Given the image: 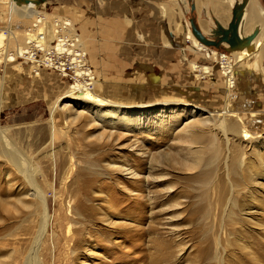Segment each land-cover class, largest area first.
Instances as JSON below:
<instances>
[{
  "label": "rangeland",
  "instance_id": "rangeland-1",
  "mask_svg": "<svg viewBox=\"0 0 264 264\" xmlns=\"http://www.w3.org/2000/svg\"><path fill=\"white\" fill-rule=\"evenodd\" d=\"M9 1L0 0L3 31L10 25ZM216 1L222 10H203L205 0H46L30 7L47 23L70 22L100 82L99 96L155 107L149 110L158 116L131 132L99 124L65 102L50 121L49 106L73 84L46 70L34 75L18 58L4 61L5 50L13 54L24 45L21 35L35 13L26 23L11 19L19 41L6 39L0 49V127L38 166L33 180L50 216L40 264H264V179L252 187L247 176L248 164L264 165V77L258 71L233 63L228 103L248 132L261 133L252 140L230 135L229 155L220 135L217 155L206 134L195 146L200 168L188 169L196 156L188 153L184 126L199 119L188 112L216 116L224 109L221 56L230 58L254 33L239 39L234 7L244 6L241 37L248 10L264 14V0H249V6ZM192 28L210 45L196 40ZM188 32L206 51L193 48ZM229 198L233 205L227 206ZM37 208L26 181L0 156V264H26Z\"/></svg>",
  "mask_w": 264,
  "mask_h": 264
},
{
  "label": "bare ground",
  "instance_id": "bare-ground-1",
  "mask_svg": "<svg viewBox=\"0 0 264 264\" xmlns=\"http://www.w3.org/2000/svg\"><path fill=\"white\" fill-rule=\"evenodd\" d=\"M45 1L46 0H10L9 1L8 4H9V13H10V22H9L10 25L8 28L5 29L7 34H5V31H3L4 29H0V49L2 47V42H4V40L6 39L9 42L17 41V40L19 41V37L17 35L18 33L14 28L15 22L11 20L12 18H16V19H19V21H21L22 23H26L32 20L30 29L35 27L36 33L42 36L41 40L39 39L38 36L37 38H35L34 36L35 40H38L39 43L48 44L52 40H58L59 42L57 44V48H61L65 42H68L71 46H73V51H72L73 53L78 52L80 50L84 51L82 42L80 41L79 36L76 34L73 35L74 31L73 29H71V24L68 20L59 18L57 20H53L47 23V19L45 15H43L42 13L40 14V12H35L33 9H30V7L36 9L38 7V4L43 5ZM242 1L243 0H241V2ZM243 2L244 3L246 2L249 6V0H245ZM16 6L19 9L15 8ZM243 7L244 6H241V5L234 7L237 10V12H239L238 13L239 17H238V22H237L238 23V26H237L238 27L237 28L238 37L239 35H241L239 28H240V24L242 21L241 18L243 14L241 11ZM254 10L256 9L250 8L247 14H249L250 12H252L251 15L256 13L257 14L256 17H259V18L261 17L264 20V14L262 12H258L257 10L256 11ZM31 13L33 14L35 13V15H32V17L33 16L34 17L31 20H29L31 17ZM247 19H248V15H247ZM253 26H256V29L254 33L252 32L253 34L250 37L244 39L245 41L243 45L239 46V49L241 50L232 51L233 57L230 56V58L226 56H221V58L225 60V62H223V64L225 65V68H223L224 70L223 73L226 76L224 77L225 79L223 78L224 79L223 80L224 90H222L224 91V98H225L224 99V109L221 111H218L216 116L210 115L211 114L210 111L207 112L205 110L203 111L200 110L201 114L196 113V111H193V109L190 112H188L189 116H191L192 118H195L197 115H199L198 116L199 119L195 118L197 119L196 121L187 123L184 126V133L187 132L190 134V135L189 134L186 135L188 137L187 138L188 153L190 154V157L191 155L196 156L195 158L193 157L194 161H192L193 160L192 159L191 160L192 162H190L188 165V169L191 171L198 170L201 166V163L203 162L202 157L200 156L201 153L200 151L198 152L197 150H195L196 148L195 146H196V143L199 142L198 140L203 141L205 139L206 134L209 140L208 145L215 149L217 147V155H219V146H218L219 145L218 144L219 135L220 137L223 138V143L225 145V153L231 154L230 149L228 147V143H229L228 138L230 135L238 136V137L244 136L245 139L252 140L254 139L255 135L260 134L262 131L261 129V130H255L256 132H253V133L248 132L246 129V125L243 123L244 121L242 122V116L236 110L230 109V106L228 103V98L235 87L233 85V67H234L233 63H235L234 65H236L238 63L237 61H239L240 66H242L244 69L245 68H247L248 70L252 69L258 72L261 71V66L259 65L260 62H258L257 58H264V24L261 23L259 19V21L256 22L255 25ZM46 28L49 31L46 32L45 31ZM28 31L25 34L21 35L23 39L25 40L24 45L23 44L22 46L21 44L18 45V47L15 49L13 54H8L6 50L4 51V53H2L4 54V61L6 60L8 62L14 63L18 56L22 55L23 53H28L30 51V46H31L30 43L32 40V36L29 35ZM65 38L67 39L65 40ZM188 39L192 41V44H193L192 46L194 49H196L197 51H206V49L203 47L204 45L202 46L201 44L197 43L193 39L190 32H188ZM70 42H73V43H70ZM211 54L213 57H216L214 53H211ZM76 60L77 59L74 58V62H76ZM251 60H253L252 63H251ZM191 68L192 69L194 68L193 64H191ZM202 70L207 71L208 69L204 68ZM32 72H33V68H32ZM84 72L85 71L83 70L77 71V77H79V81L82 80L81 77L84 76ZM35 74L36 73H34V75ZM95 77L96 76L94 74L93 80L90 79L91 81H90L89 86L83 84V82H78V79L75 81L73 85H70L68 89L66 90V93L59 96L49 106L50 121H53V117L59 109L63 110L65 108V106L61 107L63 102L69 105L72 104L74 107L82 108V110L89 112L92 116H94L95 121L99 124L106 123L110 125H116L120 129L124 130V132H131L134 128L139 127L141 124H144L145 123L144 121H147L150 118L154 119L158 116V114H154L153 110H149V109L155 108L151 106L147 107V105L149 104H143L139 106L136 105L135 107H132V105H121L117 102L108 100L107 98H103V96L102 97L99 96L96 90L98 87V83L95 82ZM168 105L165 104L162 106V108H165V107L168 108ZM1 110H2V107L0 106V113H1ZM158 113L160 114L162 113V111H159ZM170 114H173V112L171 111ZM247 116L249 120L253 121V119L257 116V112L256 113L252 112ZM190 119L188 120L190 121ZM199 125L201 126L199 127ZM206 126H210L211 128H209L208 130L206 129ZM191 129H192V132H191ZM4 133H5V130H3L0 127V156L5 158L6 161L11 165V167H13L14 170L17 172V174L20 175V177H22L26 181V183L28 184L30 188L32 199L37 200L38 206L42 209V211L40 212L36 211L38 212L37 214H38V219H39L38 231L36 232L34 240L31 243V247L29 249V253H28V257L26 261V264H40L38 255L40 252L41 243L43 241L44 235L48 232V229L50 226V216L47 210V206H46L47 204H46V200L43 195V192L41 188L39 187V185L37 184V182L33 180V174H34L35 179H39V174L37 173L38 166L33 162L31 158L26 157L25 155L21 154L20 153L21 151L18 148H16L15 144L11 140H9L4 135ZM191 143L192 145L190 146ZM190 149H192V151H189ZM257 150L259 149L257 148ZM215 155H216V152H215ZM256 155L260 157L259 151L257 152ZM224 158H225L224 167H225V171L227 172V178H228L229 177V166H228L227 157H224ZM239 158L240 157H238V159ZM243 164H244V161L242 159L239 162L240 169ZM123 168H126V166L122 165L121 172L124 171ZM248 170L249 171L247 173V176L250 181L249 182L250 186L257 184L258 182V181L256 182L257 178L264 179V173H263L264 165L262 166L259 165L257 169L256 168L254 169L251 164H248ZM233 187L234 186L231 183L230 184L231 192L234 191ZM249 193L250 194L252 193V196L251 195L250 196L252 199H254L253 191L251 192L249 191ZM221 198L222 200H224L223 196ZM230 205H233V204L229 198V200L227 201V206H230ZM40 208H37V209H40Z\"/></svg>",
  "mask_w": 264,
  "mask_h": 264
},
{
  "label": "built area",
  "instance_id": "built-area-1",
  "mask_svg": "<svg viewBox=\"0 0 264 264\" xmlns=\"http://www.w3.org/2000/svg\"><path fill=\"white\" fill-rule=\"evenodd\" d=\"M45 31L49 30L46 28ZM28 33L32 36L30 51L17 58L30 64L34 73L39 74L40 71L46 70L72 82V84L78 79V82H83V84L89 86L90 79L93 80L94 74L85 51L80 50L73 53V46L68 42H65L61 48H57L58 40H52L48 44L39 43L35 38L38 36L41 40L42 36L36 33L35 27L30 29ZM74 58L77 59L76 62H74ZM79 70L85 71L81 81L77 77V71Z\"/></svg>",
  "mask_w": 264,
  "mask_h": 264
},
{
  "label": "crops",
  "instance_id": "crops-1",
  "mask_svg": "<svg viewBox=\"0 0 264 264\" xmlns=\"http://www.w3.org/2000/svg\"><path fill=\"white\" fill-rule=\"evenodd\" d=\"M207 7L210 8V9L222 10V7L219 5V3H217L216 0H205V4L202 7V9L206 11ZM254 11H256V10H254ZM251 13L252 12L249 13L250 15L248 14V19L246 18V21L244 22V27H243L244 28V33H243V36L242 37L239 36V39H241V40L244 39L245 37L251 35L252 32L255 31L256 26H253V25H255V23L258 22L259 19H260V22L264 24V20L261 17L260 18L256 17L257 16L256 13H254L252 15H251ZM253 18H254L255 21L253 20ZM252 21H253V23H252ZM82 46H83V44H82ZM87 57H88V55H87ZM257 59H258V62H260L259 65L261 66V71H259V73H257V75H261L262 78H263L264 77V58H257ZM251 61H253V60H251ZM91 68H92V66H91ZM244 70L249 71V70H247V68H245ZM95 82H97L98 86L101 87L100 82H98L97 80H95Z\"/></svg>",
  "mask_w": 264,
  "mask_h": 264
},
{
  "label": "water",
  "instance_id": "water-1",
  "mask_svg": "<svg viewBox=\"0 0 264 264\" xmlns=\"http://www.w3.org/2000/svg\"><path fill=\"white\" fill-rule=\"evenodd\" d=\"M236 12H235V16H236ZM239 17V15H238ZM238 20V19H237ZM238 22V21H237ZM238 24V23H237ZM192 35L202 44L206 45V46H209L210 43L198 32L196 31L194 28H192Z\"/></svg>",
  "mask_w": 264,
  "mask_h": 264
}]
</instances>
